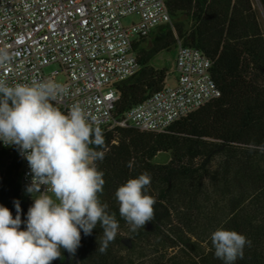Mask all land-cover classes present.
I'll return each instance as SVG.
<instances>
[{"label":"trees","instance_id":"trees-1","mask_svg":"<svg viewBox=\"0 0 264 264\" xmlns=\"http://www.w3.org/2000/svg\"><path fill=\"white\" fill-rule=\"evenodd\" d=\"M256 4L264 0H167L171 23L136 39L138 71L117 85L113 116L121 118L164 84L167 71L151 65L178 40L211 60L210 74L220 96L172 123L164 132L114 127L103 131L105 157L100 194L119 228L105 253L98 251L102 229L81 239L74 257L52 264H223L214 255L211 234L235 230L251 240L235 264H264V33ZM147 40L149 41L147 44ZM159 152L167 163H153ZM21 160L0 141V204L22 220L33 199L21 197ZM147 172V194L155 198V218L132 231L120 217L117 188ZM22 228L24 225L21 226Z\"/></svg>","mask_w":264,"mask_h":264},{"label":"clouds","instance_id":"clouds-1","mask_svg":"<svg viewBox=\"0 0 264 264\" xmlns=\"http://www.w3.org/2000/svg\"><path fill=\"white\" fill-rule=\"evenodd\" d=\"M12 59L6 47L0 48V68ZM66 91L50 80L10 84L0 79V141L26 159L31 175L26 193L33 199L23 220L19 200L13 201L15 216L0 204V264H52L63 260V251L74 257L81 233L90 236L97 225L103 232L98 247L103 254L117 234L116 213L100 200L105 180L95 164L105 157L103 132L80 104L67 112L54 106ZM249 150L264 152V144H251ZM150 184L145 172L115 192L119 215L132 231L155 218ZM211 243L223 264H235L252 246L245 235L223 227L213 231Z\"/></svg>","mask_w":264,"mask_h":264},{"label":"built area","instance_id":"built-area-1","mask_svg":"<svg viewBox=\"0 0 264 264\" xmlns=\"http://www.w3.org/2000/svg\"><path fill=\"white\" fill-rule=\"evenodd\" d=\"M166 1L0 0V48L6 47L13 57L0 68V79L10 84L50 80L62 85L67 91L58 94L54 106L67 112L71 105L80 104L102 132L125 126L164 132L220 96L211 78V60L178 40L174 84L165 82L123 117L113 116L117 85L139 69L134 41L159 24L171 23ZM126 16L137 20L125 25ZM51 64L58 67L46 73ZM60 73L65 78L62 83L56 81ZM17 155L20 189L26 191L30 169L18 151Z\"/></svg>","mask_w":264,"mask_h":264},{"label":"rangeland","instance_id":"rangeland-1","mask_svg":"<svg viewBox=\"0 0 264 264\" xmlns=\"http://www.w3.org/2000/svg\"><path fill=\"white\" fill-rule=\"evenodd\" d=\"M256 9L258 11L259 20L261 22V26H262L263 33H264V12L261 6L258 4H256ZM136 20H137L136 16H126L125 18L122 19V22L125 25H129ZM148 42L149 41L147 40V44ZM174 62H175V48H172L169 51H160L151 60V65L153 67L166 69L167 76H166L165 82L170 85L174 84L175 76H176L174 72ZM57 67L58 66L56 64H51L48 67H46L44 70L46 73H48ZM64 79L65 78L62 73H60L56 77V81L59 83L64 82ZM169 159H170L169 153L159 152L153 157L152 162L153 163H167ZM28 196L32 198V196L27 194L26 191H21V197L23 199H26Z\"/></svg>","mask_w":264,"mask_h":264}]
</instances>
